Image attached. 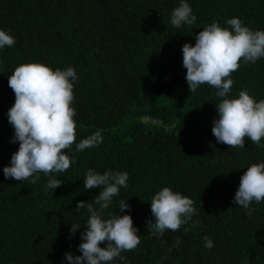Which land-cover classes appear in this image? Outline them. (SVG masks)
I'll use <instances>...</instances> for the list:
<instances>
[{"label": "trees", "instance_id": "trees-1", "mask_svg": "<svg viewBox=\"0 0 264 264\" xmlns=\"http://www.w3.org/2000/svg\"><path fill=\"white\" fill-rule=\"evenodd\" d=\"M185 2L197 19L177 28L171 14L181 0H0V29L16 41L0 49V264H69L66 253L82 255L89 213L75 211L76 205L100 193L99 187L84 188L90 168L129 177L104 217L131 215L141 243L121 253L125 261L112 264H264V201L250 204V216L233 203L247 168L264 163V147L247 137L244 148L217 142L212 128L222 98L207 84L189 91L182 52L213 22L230 27L226 21L238 17L253 31L264 30V0ZM31 62L75 68L76 143L98 130L103 137L83 152L74 143L67 154L75 163L53 173L62 184L47 191L42 172L36 184L3 173L19 150L8 120L16 99L8 78ZM230 78L229 98L243 89L257 102L264 99V57L241 61ZM163 187L192 199L193 221L201 224L187 233L191 222L152 236L150 201ZM120 200L130 209L121 211ZM73 223L81 226L75 235ZM205 236L213 241L211 249Z\"/></svg>", "mask_w": 264, "mask_h": 264}, {"label": "clouds", "instance_id": "clouds-1", "mask_svg": "<svg viewBox=\"0 0 264 264\" xmlns=\"http://www.w3.org/2000/svg\"><path fill=\"white\" fill-rule=\"evenodd\" d=\"M190 5L181 0L171 14L173 27L191 26L196 22ZM230 27H222L213 22L195 35V46L186 43L182 47L183 66L187 69L186 80L189 91L207 84L216 89L215 95L222 98L217 104L218 118L213 122L212 133L220 144L231 148L245 147V138L261 147L264 137V99L258 102L247 90H240L234 98L229 93L234 84L231 74L237 71L241 61L255 63L264 57V30L253 31L244 22L233 17L226 21ZM16 43L10 31L0 29V49L12 47ZM78 80L74 67L65 69L39 63H22L8 78V85L15 93V103L9 109L8 120L15 129L13 142H19V150L12 155L9 166L4 167L6 178L17 181L28 180L36 184L43 173L48 177L47 189H57L62 181L53 173L67 171L75 161L67 154L76 143L77 124L74 120V82ZM103 142L102 132L93 134L76 143V150L98 146ZM128 173L106 171L103 174L88 169L84 177V188H100L98 196L91 202L80 201L75 211L87 209L89 217L86 230L81 234L79 245L82 255L65 254L69 264H112L116 259L125 261L122 252L134 250L141 243L139 229L134 227L131 215H117L104 212L118 196L122 187H127ZM255 201H264V163L252 164L240 179L233 203L249 209ZM151 213L155 222H147L152 236L162 237L166 230L177 231L182 225L185 232L201 224L193 221L196 214L194 201L171 187H163L151 198ZM94 205H98L99 208ZM119 209L125 211L130 205L120 200ZM249 209L247 215H251ZM81 226L73 223L71 234L75 235ZM71 239V236L69 237ZM205 247L211 249L213 241L204 237ZM101 244L106 245L101 247ZM177 239L174 247L179 248Z\"/></svg>", "mask_w": 264, "mask_h": 264}]
</instances>
